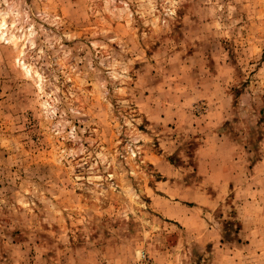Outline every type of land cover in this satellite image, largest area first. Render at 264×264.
I'll list each match as a JSON object with an SVG mask.
<instances>
[{"label":"rangeland","instance_id":"1","mask_svg":"<svg viewBox=\"0 0 264 264\" xmlns=\"http://www.w3.org/2000/svg\"><path fill=\"white\" fill-rule=\"evenodd\" d=\"M0 264H264V0H0Z\"/></svg>","mask_w":264,"mask_h":264}]
</instances>
